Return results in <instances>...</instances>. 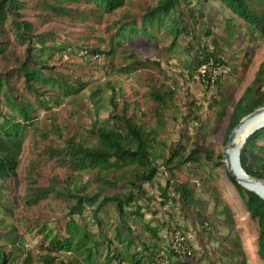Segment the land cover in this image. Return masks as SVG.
Instances as JSON below:
<instances>
[{"label":"trees","instance_id":"obj_1","mask_svg":"<svg viewBox=\"0 0 264 264\" xmlns=\"http://www.w3.org/2000/svg\"><path fill=\"white\" fill-rule=\"evenodd\" d=\"M26 10L34 11L36 21L24 19ZM60 19L72 21L81 32L38 30ZM216 23L231 39L240 35L264 42V0H0V264L28 263L35 249L26 248L27 239L38 241L40 264H152L160 255L168 264H247L233 212L214 182L219 169L257 224L256 255L264 264V200L229 172L223 153L215 155L197 141L188 150L183 132L167 147L157 140L161 123L152 128L138 120L129 112L132 104L120 105L114 96L107 118L79 126L72 135L54 118L53 109L66 100L75 103L95 83L92 76L72 75L65 57L110 61L121 53L125 63L118 73L134 74L147 66L139 58L140 44L168 42L164 50L182 52L193 76L210 62L225 67ZM99 91L85 95L98 105ZM171 95L169 89L151 88L145 99L165 107ZM262 107L264 60L236 106L227 144L241 121ZM27 141L37 156L23 176V192L14 199L6 193L18 176ZM39 158L65 177L54 176L45 184ZM239 159L248 176L264 180V126L246 138ZM84 173L89 174L86 182L79 180ZM161 173H167L165 184L150 195L145 185L152 186ZM16 201L28 208L58 201L61 215L21 229L9 218ZM161 210L167 220L157 217ZM163 230L169 234L161 235ZM175 231L183 235L190 256L175 251Z\"/></svg>","mask_w":264,"mask_h":264},{"label":"rangeland","instance_id":"obj_2","mask_svg":"<svg viewBox=\"0 0 264 264\" xmlns=\"http://www.w3.org/2000/svg\"><path fill=\"white\" fill-rule=\"evenodd\" d=\"M148 1L135 0L137 3ZM34 14V11L26 10L23 12V17L27 20L36 21ZM214 29L222 37L220 40V46L223 49L221 58L225 61V67H221L220 79L213 86L193 80L192 76L188 74L186 57L183 53L170 54L164 50L169 46L168 42H160L153 47L140 44L138 46L139 58L147 66L134 74L118 73L119 68L125 63L121 53L114 56L110 61L103 56L93 58V60L81 56L73 59L65 57L64 62L67 63L72 75L92 76L95 83L85 87L82 92L84 97L77 96L75 103L66 100L59 107L53 109L56 123L63 126L66 135H72L79 126H90L94 121L107 118L110 111L109 101L114 96L120 105L124 102L132 104L129 112H135L138 120L145 121L152 128H157L156 125L161 123L157 131V140L163 141L167 147L176 144L181 139L180 134L183 132L185 136L182 139H184L188 150H191L197 141L215 155L224 154L228 145L226 138L233 113L264 60V42L259 40L246 41L240 35H237L236 39H231L224 30L218 27V23L214 25ZM38 30H54L69 34H71L70 32H81L79 28H74V23L68 19L51 21L44 26H39ZM69 34L68 36H70ZM208 44L210 45L209 42ZM156 62H159L160 68L154 64ZM3 67L4 65L0 63V70ZM97 88L100 90L98 95L100 103L98 105L88 95H85L86 92L90 93L91 90ZM151 88L172 91L171 100L167 102L165 107L147 102L145 94ZM42 121L45 123V120L42 119ZM201 126H206V129H200ZM53 139L58 141L56 137ZM35 152L36 150L27 141L20 152L21 162L18 176L13 178L10 189L6 193L8 196L15 199L18 193L23 192L22 179L30 167V161L35 159ZM39 159L37 167L44 174L42 179L45 184L48 179L54 176L65 177V172L58 169L52 162L46 163L43 158ZM218 172L219 177L214 182L222 190L221 198L227 202L233 212L234 232L246 252L247 264H261L256 255L257 224L245 212L239 196L228 181L226 173L222 169H219ZM166 174H159L154 179L152 186L145 185L150 195L158 194L157 185L159 183L165 184ZM88 179L89 174L85 173L79 178L82 182H86ZM48 202L43 201L36 207L28 208L16 201L18 206L9 215V218L14 225L22 229L23 226L32 224L34 221L60 216L61 213L58 209L60 207H56V205H60V202H55L56 205ZM157 217L160 220H167L162 210ZM146 218L150 220V214ZM179 221L182 224V218H179ZM152 225L157 226L158 223L153 221ZM167 232L163 230L161 235L166 236L169 234ZM187 235L192 238L191 233ZM37 245V240L27 239L26 248L35 249V251L31 253L30 261L23 264H40L37 259L39 250H37ZM191 261L194 260L189 262Z\"/></svg>","mask_w":264,"mask_h":264},{"label":"water","instance_id":"obj_3","mask_svg":"<svg viewBox=\"0 0 264 264\" xmlns=\"http://www.w3.org/2000/svg\"><path fill=\"white\" fill-rule=\"evenodd\" d=\"M264 113V107L256 110L255 112H253L252 114H250L249 116L245 117L240 125L234 130V132L232 133L228 145L226 147V150L224 152V156H223V162L226 164L229 172L238 180V182L245 187L246 189L255 192L253 189L247 187L242 180L237 176V174L235 173V170L233 168V164L231 162V157H236L235 160V167L237 169H239L240 171H242L243 174H245L249 181L251 182V184L256 185V184H261L264 186V180L262 179H257V178H253L248 176L245 171L241 168L240 165V159H239V150L242 147L243 143L245 142L246 138L253 133L254 131H256L257 129L261 128L264 126V120L256 125H254L246 134L241 133V129L243 127V125L245 124L246 121L253 119L254 117H256L257 115ZM232 151V153H231ZM259 197H261L257 192H255ZM263 199V197H261ZM264 200V199H263Z\"/></svg>","mask_w":264,"mask_h":264},{"label":"built area","instance_id":"obj_4","mask_svg":"<svg viewBox=\"0 0 264 264\" xmlns=\"http://www.w3.org/2000/svg\"><path fill=\"white\" fill-rule=\"evenodd\" d=\"M222 68L219 66L213 65L211 62L204 64L197 69L193 74L192 78L196 81H201L203 83L213 86L215 81L221 76ZM172 243L175 251L181 256H190L191 251L187 242L185 241L183 235L179 231H175L172 234ZM152 264H168V261L165 256H157Z\"/></svg>","mask_w":264,"mask_h":264},{"label":"bare ground","instance_id":"obj_5","mask_svg":"<svg viewBox=\"0 0 264 264\" xmlns=\"http://www.w3.org/2000/svg\"><path fill=\"white\" fill-rule=\"evenodd\" d=\"M263 120H264V113H261V114L257 115L256 117H254L253 119L246 121L245 124L243 125L242 129H241L242 135L246 134L254 125L262 122ZM231 153H232V151H231ZM235 160H236V157H234V156L231 157V162L233 164V168H234L237 176L242 180V182L247 187L253 189L255 192H257L264 199V186L261 184H256V185L251 184L248 177L245 174H243L242 171H240L239 169H237L235 167Z\"/></svg>","mask_w":264,"mask_h":264}]
</instances>
